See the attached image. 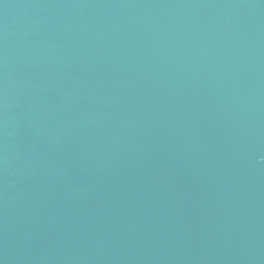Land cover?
Instances as JSON below:
<instances>
[{
	"label": "water",
	"instance_id": "water-1",
	"mask_svg": "<svg viewBox=\"0 0 264 264\" xmlns=\"http://www.w3.org/2000/svg\"><path fill=\"white\" fill-rule=\"evenodd\" d=\"M0 264H264V0H0Z\"/></svg>",
	"mask_w": 264,
	"mask_h": 264
}]
</instances>
